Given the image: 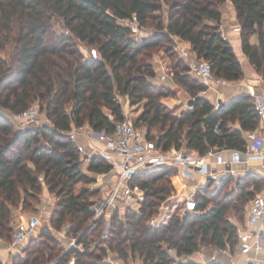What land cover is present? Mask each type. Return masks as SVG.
<instances>
[{
	"label": "trees",
	"instance_id": "trees-1",
	"mask_svg": "<svg viewBox=\"0 0 264 264\" xmlns=\"http://www.w3.org/2000/svg\"><path fill=\"white\" fill-rule=\"evenodd\" d=\"M229 1L240 25L242 51L264 83V0ZM226 2L0 0V51L12 45L9 59L0 56V238L5 243L10 240L13 210L18 206L36 209L46 187L54 202L43 215L54 230L76 239L67 250H59L55 245L65 236L43 230L40 238L34 235L27 240L28 245L22 247L24 256L11 255V264H68L71 258L74 264H114L106 260L108 250L124 262L138 258L142 264H218L213 260L200 263L189 256L206 246L214 251H235L239 227L229 220L227 211L234 202L242 210L247 207L261 188L263 174L247 171L222 194L223 186L232 179L223 175L218 191L210 197L214 181L207 178L195 191V212L177 214L171 211L172 204L168 214L152 225L149 220L159 207L172 202L167 199L176 172L167 168L141 172L130 181L144 192L139 208H129L121 217L119 206L89 225L95 204L91 197L97 190H76L78 183H90L94 178L83 171V158L69 137L73 127L84 125L96 132L112 131L124 119L119 96H126L130 105L143 101V111L132 123L145 125V130L139 128L162 150L174 147L200 155L208 150H243L245 132L259 126L248 95H237L215 109L198 94L203 86L179 61L173 66V79L191 94L192 102L176 114L161 101L167 92L149 80L155 75L151 55L161 48L171 53L173 48L163 41L172 35L187 41L197 57L207 60L215 77L234 81L243 76L232 45L219 33ZM164 6L166 19L161 13ZM133 15L140 25L150 22L156 30L147 38L134 40L129 27L120 22ZM55 21L66 32L56 31ZM252 36H256L255 42ZM81 43L93 53L84 55ZM35 100L51 125L17 128L11 114ZM87 162V171L95 174L112 169L99 156ZM107 217V238L98 236L95 241L93 237ZM242 219L241 213L238 220Z\"/></svg>",
	"mask_w": 264,
	"mask_h": 264
},
{
	"label": "built area",
	"instance_id": "built-area-1",
	"mask_svg": "<svg viewBox=\"0 0 264 264\" xmlns=\"http://www.w3.org/2000/svg\"><path fill=\"white\" fill-rule=\"evenodd\" d=\"M120 22L130 29V37L140 41L149 37L150 31L140 25L137 17L121 19ZM220 35L226 39L221 24L219 25ZM174 48L185 61L188 72L195 78L207 85H218L227 82L213 75L210 63L207 60L197 57L191 50L190 44L174 35ZM247 95L251 98L254 110L259 119V126L245 132L246 144L243 150L221 149L208 150L200 155L186 149H176L171 147L162 150L156 146L154 140L146 137L144 131L136 127L129 119L124 118L115 123L112 131H93L85 134L86 145L78 143L77 137L81 135V128L73 127L69 131V137L75 143L81 157L88 160L92 156L112 159L113 166L117 168L118 179L116 184L110 189L106 196L101 197L93 205L94 214H105L119 207L122 197V204L131 206L133 201H141L143 190L130 185L131 179L141 173L154 169L167 168L176 172V175L191 178L196 175L212 178L216 183L220 182L223 175L235 173L229 171H213L208 159L218 156V162L222 165H233L240 160H244L247 171L263 174L264 172V94H258L253 86L244 84ZM219 104L214 106L215 109ZM1 110V108H0ZM11 118L17 128L25 129L36 127L41 124L51 125L48 117L40 118L38 105L32 104L21 112L12 113ZM228 152L227 158H222L221 153ZM197 188L185 196L182 215L195 212L196 200L194 194ZM50 195L42 199L39 206V214L50 209L53 205ZM40 215L21 216L12 227L10 240L7 242L9 256L2 260V264H11L10 257L13 253H19L26 241L34 236L40 224ZM160 219L157 215L150 218L149 222L156 225ZM2 239L0 238V241ZM72 238V243L75 242ZM264 245V193L255 194L247 204L245 224L238 228V248L242 254H249L251 251L261 252ZM264 261V259H263Z\"/></svg>",
	"mask_w": 264,
	"mask_h": 264
},
{
	"label": "rangeland",
	"instance_id": "rangeland-1",
	"mask_svg": "<svg viewBox=\"0 0 264 264\" xmlns=\"http://www.w3.org/2000/svg\"><path fill=\"white\" fill-rule=\"evenodd\" d=\"M227 5L228 4L225 3L222 6V10H225ZM161 13L164 16V19H166V6H164L163 11H161ZM154 14L158 15L159 11L155 12ZM55 22H56L55 23V30L56 31H58V32L65 31L66 32L65 28L62 26V23L60 21H55ZM144 27H146L150 32L153 30H156L155 26L153 24H151L150 22L148 24H145ZM163 42H164L163 44L165 46L172 47L173 51L171 53H169L168 51L165 50V48H161L151 55L150 60L153 63L155 75L153 77H150L149 80L153 84H155L159 87H162L167 92V96L162 98L161 101L164 104H166L171 110H173L174 113L179 114L181 111L186 110L190 107L187 104V101L190 98H192V96L186 90V88H184L183 86H181L180 84H178L174 81L173 73L175 72V69L173 68V66H174V64H176L179 61H182L181 66L186 67V65H185V61H183L180 58L179 53L174 48V46L176 44L174 39L171 36H169V38ZM79 46H80V49L84 55L87 56L90 53H93L88 47H85L82 43ZM11 50H12V45L11 44L6 45L4 47V49L0 51V56L3 57L4 59H9ZM256 72H257V77H260V79H262V75L260 74V72H258V71H256ZM187 73L189 74V76L191 78L196 79L203 86L204 90L198 93L199 95H203V96H206V93H205L206 91L212 92V93L216 94V96H222L221 95V89L223 87L224 88L228 87V90L230 88H236L237 90L241 91V89L243 87H245L244 84L247 82V80L244 79V74H243V76L238 80L227 81V82H232V83H227L228 85L225 84L226 82L222 83V84H218V85H207V84L203 83L202 81H200L199 79L195 78L188 71H187ZM261 83L264 84L263 81ZM119 99L122 103L124 118L129 119L131 122H134V119L143 111V101L138 103V104L130 105L126 96H119ZM32 104L38 105L40 118H43L45 116V114L41 110V107H40L41 103L38 100H35L31 103V105ZM214 104L217 105V101H214L213 105ZM138 126L142 127L144 130L146 129L145 125H143L141 122L138 123ZM80 128H81V130L83 129V130H86L87 132L91 130L90 127L88 128L86 126H82ZM157 133L158 132L155 131V129H152V134L157 135ZM78 143H81L82 145H86V138L83 135H80ZM104 159L112 165V169L106 173H99V174H95L93 172H88L87 171V163L88 162H87V160L83 159L81 167H82L83 171L87 172L91 176V178H94V181H92L90 183H78L76 185V190H79L81 187H87L90 190H92V189L97 190V191H95L96 192L95 195L93 197H91L92 200L95 201V203L97 202L98 199H100L101 197L106 196L108 194V192L116 184L117 179H118L117 168L115 166H113L112 159H108V158H104ZM230 176H232V179L229 183H227L223 186L222 194L224 192H229L231 190V188L234 186V183H235V180L237 177L233 176V175H230ZM174 177L175 176H172L173 181L171 179V182L173 184V190L170 192V197L167 199L168 201L172 200V202L169 203L168 207L165 205L166 203L162 204L159 207V209H158L159 212L156 214L159 219H161L163 216L165 217L166 214H168L169 206L171 207L172 204H174V207H171L172 208L171 211L176 212L177 214H180L181 213V207L183 206V200H184L185 196L188 195V193L184 195V194H182L183 192H180L182 190L181 184H179L180 181L178 182V180ZM210 182H212V180ZM220 182H221V180H220ZM220 182L216 183L214 181V185L211 188L212 190L210 191L208 197H210V194H215L218 191L219 186H220ZM133 187H135V185ZM260 187H261L260 190L255 192L254 195L255 194H262L264 192V180L260 181ZM43 193H44V190H43ZM118 198L121 201L120 205H119L120 206L119 207L120 208L119 216H121V217L124 216L126 210H128L129 208H133L134 210H137L139 208V201H133L131 206L125 207L122 204V200H121L122 197L120 195H118ZM233 204H236V206H233ZM233 204L228 209L227 216L231 222L237 224L238 227H241L244 225V222H245L246 205H245V209L242 210L239 203L234 202ZM38 206H36V209L35 208L34 209L33 208L32 209L31 208H25L24 209L21 206H18L16 209L13 210L12 220L14 222H17L20 220L21 216L25 217V216H29V215H33V214L40 215L39 216L40 217V224L38 227V231L35 234L36 236L34 238H40L39 237L40 232H42L43 230H50V231L54 232L57 236H61V237L65 236V238H63V241L59 245H55V246H57V248L59 250H67L70 245L74 244V243H72V239L70 237H67L63 230L58 231V230H54L52 227H50L49 220L47 218H45V216L43 214H39ZM241 213L243 214V219L239 221L238 216H240ZM101 216H103V213H101L99 215L97 213L94 214L93 218L90 221H88V224L89 225L93 224V221L95 219L100 218ZM109 226H110V220L108 219V217L104 218L103 224H102V229H101L100 233L97 232V235H95L93 237L94 240L95 241L98 240V236H100V239H106L107 238V230H108ZM52 244H54V243H52ZM27 245H28V241H26V243L23 245V249ZM0 248H2L1 245H0ZM23 249H21V251L19 253L24 256L25 253L23 252ZM235 251H237V248H235ZM200 252L202 253L204 259L206 260V258H209L214 253V250L212 248H210L209 246H206ZM106 260L113 261L114 264H142V262L138 258H130L128 261L124 262V261L118 259L117 255L110 250L107 251ZM44 264H52V263L46 262ZM68 264H74L73 258L70 259Z\"/></svg>",
	"mask_w": 264,
	"mask_h": 264
},
{
	"label": "crops",
	"instance_id": "crops-1",
	"mask_svg": "<svg viewBox=\"0 0 264 264\" xmlns=\"http://www.w3.org/2000/svg\"><path fill=\"white\" fill-rule=\"evenodd\" d=\"M228 5L226 6L225 10L222 12V17L220 24L223 28L224 34L226 36V39L229 41V43L232 45L233 50L235 54L237 55L242 71L244 74V79L247 80L246 84H249L253 86V89L258 94H264V84L261 82L263 81L260 79V77H257V72L254 69V67L249 63L247 56L243 53L242 47H241V37H240V25L236 19V13L234 10V7L232 3L227 0L226 2ZM252 41H256V36H252ZM232 83V82H226ZM228 85V84H227ZM243 87L240 90H237L236 88H230L228 90V87H223L221 89V95L222 96H216V94L212 92H205L206 96H204L206 99H208L212 104L214 101H221L222 103H226L230 100H232L234 97L240 94H246V88ZM215 105V104H214ZM89 128L88 125H84ZM88 132L86 130H81V135L85 137V134ZM80 135L77 137V140H79ZM82 138V137H81ZM229 156L228 152H222L221 157L227 158ZM210 162V167L213 171H229L234 170L235 173L233 176H240L245 173L246 165L244 163V160H240L238 163H235L233 165H222L218 162V156L211 157L208 159ZM231 175V174H229ZM264 175V172H263ZM179 184H181V191L182 194H189L194 190V188H198L199 186H202L206 183V178L202 176H194L191 178L182 177L180 175H174ZM173 181V178H172ZM264 193V192H263ZM50 195L47 191L46 187L44 188V193L42 195V199ZM247 209V207H246ZM245 224V222H244ZM244 226V225H243ZM242 227V226H241ZM0 245L2 248H0V260H4L9 256V252L7 250V243H5L3 240L0 241ZM189 258L200 262V263H206L209 260H213L217 262L218 264H264V245L261 250V252L256 253L254 251H251L249 254H242L239 251V248L237 247V251H234L233 253L229 252L228 250H222V251H214V253L209 257L204 259L201 252H195L189 256Z\"/></svg>",
	"mask_w": 264,
	"mask_h": 264
},
{
	"label": "water",
	"instance_id": "water-1",
	"mask_svg": "<svg viewBox=\"0 0 264 264\" xmlns=\"http://www.w3.org/2000/svg\"><path fill=\"white\" fill-rule=\"evenodd\" d=\"M191 102H192V100H189V101L187 102V104H188V105H190V104H191ZM218 104L220 105V104H222V102H221V101H219V102H218Z\"/></svg>",
	"mask_w": 264,
	"mask_h": 264
}]
</instances>
